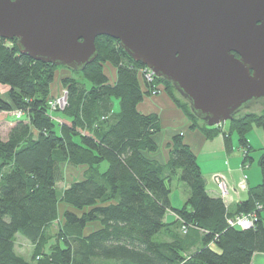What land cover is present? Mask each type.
Here are the masks:
<instances>
[{
    "label": "trees",
    "instance_id": "16d2710c",
    "mask_svg": "<svg viewBox=\"0 0 264 264\" xmlns=\"http://www.w3.org/2000/svg\"><path fill=\"white\" fill-rule=\"evenodd\" d=\"M95 48L91 64L60 80L66 106L52 112L54 74L66 68L35 62L18 53L15 41L0 39V85L9 88V101L0 99V123L22 112L0 139V264H250L254 254H264V153L260 183L230 213L224 200L207 193L197 158L181 135L171 139L166 164L149 158L158 148L160 120L138 112L137 105L161 86L206 139L221 134L228 149L235 133L244 167L253 160L248 132L259 127L264 139V106L207 127L170 83L155 77L148 82L141 74L145 67L118 41L98 37ZM106 64L115 71L113 82ZM63 164L84 171L59 191ZM174 180L186 187L180 208L170 200ZM59 204L71 208L61 219ZM250 213L256 219L251 228L228 225ZM94 222L98 228L86 233ZM16 236L31 246L29 261L15 252Z\"/></svg>",
    "mask_w": 264,
    "mask_h": 264
},
{
    "label": "water",
    "instance_id": "95a60500",
    "mask_svg": "<svg viewBox=\"0 0 264 264\" xmlns=\"http://www.w3.org/2000/svg\"><path fill=\"white\" fill-rule=\"evenodd\" d=\"M108 37L207 127L264 106V0H0V39L81 72Z\"/></svg>",
    "mask_w": 264,
    "mask_h": 264
},
{
    "label": "crops",
    "instance_id": "0c3cea01",
    "mask_svg": "<svg viewBox=\"0 0 264 264\" xmlns=\"http://www.w3.org/2000/svg\"><path fill=\"white\" fill-rule=\"evenodd\" d=\"M108 67L109 74H106V76L110 82H113L115 80V71L110 66ZM69 76L70 74L65 70H57L55 72L54 81L50 87L51 96L56 95V91L54 90L57 87L56 84L58 83L60 86V80ZM0 87L5 88V91L9 89L6 86L0 85ZM159 89L160 92L157 95L145 97L137 105L138 112L145 115L155 114L160 120L161 131L155 136V141L158 148L155 153L149 155V158L157 161L161 165L166 164L169 159L170 148L168 146L171 142V139L176 135H181L184 143L192 150L197 158V162L205 182L206 191L211 197L217 198L219 197V193L214 182L211 180L210 175L219 173L221 176H223L229 189V197L224 202V204L226 210L230 213H233L237 204L247 198V190L259 184L253 183V179L251 178L250 174L248 172L244 173V170H241V149L237 144V152H234L233 148L235 146L233 145L232 140L230 142V147L226 149L224 139L220 134L214 136L212 139H206L199 128L192 129L190 121L186 118L183 112L173 104L161 86ZM8 117L9 116H7V118ZM7 118L0 123V126L10 123L7 121ZM14 123L15 121H11L8 130H6V135ZM247 141L251 146V140L248 138ZM211 146H214L216 155L212 153L214 150H210ZM204 151H207V157L210 158L207 162V169H205V167L202 166V163L199 162V157L204 155ZM227 153H229V155ZM212 154L215 156V158L212 157ZM239 159L240 164L238 163ZM223 161H225L227 168H225L223 165ZM219 163L221 166H219ZM240 177H243L242 179L245 182V185L243 184L242 180H240ZM185 193L187 194V192ZM186 198L187 197H185V200ZM173 218V215L168 213L166 220L170 221ZM250 264H264V254H254Z\"/></svg>",
    "mask_w": 264,
    "mask_h": 264
},
{
    "label": "rangeland",
    "instance_id": "374dc122",
    "mask_svg": "<svg viewBox=\"0 0 264 264\" xmlns=\"http://www.w3.org/2000/svg\"><path fill=\"white\" fill-rule=\"evenodd\" d=\"M108 66L109 65L106 64L104 66V68H103L105 74H107V75L109 74V72H108L109 67ZM58 70H65L66 72H68L70 74V71L68 69H63V68L61 69V68H59ZM78 80L81 81L83 79L78 78ZM56 86L57 87L54 89L56 91V95L55 96L59 95L60 94V91L63 89L61 86L58 85V83L56 84ZM87 86H88V84H87ZM159 88H160V86L157 87L158 93L160 92V89ZM5 90H6L5 88L0 87V99L9 101V96H8L9 89L7 91H5ZM157 94H154V95H157ZM154 95H152V96H154ZM51 97H54V96H51ZM178 98H179V100L181 102H183V100L180 97H178ZM113 102H114V110L117 111V109H118L117 100H114ZM261 109H262V106L259 105V104H256V105H254L252 107H249V108L243 110V113L244 112H255V113H259V111ZM15 111H18V110H15ZM11 115L12 114L10 113L9 114V117L7 118V121L10 122L9 124H11V121H16L15 118L12 117ZM52 115L53 116H56L55 113H53ZM9 124H6V125L4 124L3 126H0V139L1 140L5 139L6 130H8ZM224 127H227V124H225ZM246 138L247 139L249 138L251 140V144H252L251 147H252L253 151L251 152L250 157L253 160L251 161V163L249 165H246L245 167L244 166H241V168H244L243 169L244 170V173L245 172L246 173L248 172L250 174L251 178L253 179V183H255V184L256 183H260L261 175H260V170H259V166H258V159L264 153V139H263V133H262L261 128H259V127H253L248 132ZM231 140H232L233 145L235 146L233 148L234 149V152H237V144H238V141H237V136H236L235 133H232ZM210 150H212V151L214 150L212 153H214L216 155V150H215L214 146H211L210 147ZM203 154L204 155H201L199 157V162L202 163V166L205 167V169H207L206 168L207 162H208V159H210V158L207 157V151H204ZM227 154L229 155V153H227ZM242 154L243 153L241 151V156H242ZM212 157L215 158V156H213V154H212ZM225 161H223V165L225 166V168H227ZM238 161H239L238 163L240 164V159ZM219 166H221L220 163H219ZM61 171H62V180L57 184V189L59 191L67 188L74 181L80 180L82 178V176H83L84 168L83 167L71 168V167L63 164V165H61ZM215 175H221V174L216 173V174L210 175V178H211L212 181H213V179H214L213 177ZM242 178L243 177H240V180H242L243 184L245 185V182L243 181ZM185 192H186V187L182 183H179L176 180H174L172 182L170 200H171V203H172L173 207H176V208L182 207V205H183V203L185 201V197H187V194ZM226 200H224V202ZM65 210H71V208L68 207V206H66V205H64V204H59L58 205V212H59V218L60 219H61L62 212L65 211ZM56 226H57V224L54 223L53 226H52V228H51L50 233L53 232V231H55ZM97 228H98V224L96 222L90 223L88 225V228L86 229V233H88L90 231H93V230H95ZM31 250H32V248H31V246L29 245V243L26 240H24L20 236H16V238H15V252L19 256H21L26 261H29V259L31 257Z\"/></svg>",
    "mask_w": 264,
    "mask_h": 264
},
{
    "label": "built area",
    "instance_id": "2783aa9c",
    "mask_svg": "<svg viewBox=\"0 0 264 264\" xmlns=\"http://www.w3.org/2000/svg\"><path fill=\"white\" fill-rule=\"evenodd\" d=\"M141 74L148 82H151L152 79L154 78L151 71L146 68L143 71H141ZM48 105L52 112H54L55 110H63L66 106V91L62 89L59 95L54 96L49 100ZM11 114H12L11 116H13L15 119H20L22 117L21 111H14L11 112ZM213 178H214L213 182L219 193V197L222 200H226L229 197V189L225 183L223 176L215 175ZM255 221H256L255 215L250 213L245 215H239L233 219L228 220V225L241 230H246L251 228Z\"/></svg>",
    "mask_w": 264,
    "mask_h": 264
}]
</instances>
